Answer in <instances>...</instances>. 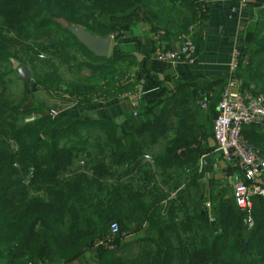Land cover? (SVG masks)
<instances>
[{
  "label": "trees",
  "instance_id": "16d2710c",
  "mask_svg": "<svg viewBox=\"0 0 264 264\" xmlns=\"http://www.w3.org/2000/svg\"><path fill=\"white\" fill-rule=\"evenodd\" d=\"M166 4L176 13L182 31L194 22L185 14H194L191 3L168 0ZM160 6L154 0L0 1V264H24L25 256L36 259L46 251L54 260L71 262L103 237L110 220L122 225L138 218L139 228L145 224L135 231L142 248L131 253L118 241L115 250L96 251V264H264V200L255 201L252 229L244 224L235 203L233 208L220 201L208 235L203 218L176 220L174 215L175 205L188 214L193 202L190 185L183 184L191 178L193 185L196 177L205 174L199 173L197 159L177 156L195 131L200 135L187 122L193 108L201 112L200 97L177 92L158 117L152 116L153 108L142 106L137 117L130 116L119 126L85 116L60 114L52 119L45 101L27 107L32 95L28 85L21 100L4 92L11 82L7 77L14 72L11 59L24 65L33 60L30 55L45 54L48 64L57 60L78 71L89 69L95 81L117 75L99 95L105 100L118 97L130 89L119 83L126 72L118 46L108 58H98L69 27L81 26L99 38L116 40L139 22L152 21L151 15L158 17ZM175 20L165 22V29ZM242 61L241 57L238 75L248 86ZM57 84L55 78L51 85ZM219 100L220 96L208 108L209 120L217 116ZM29 117L35 120L25 123ZM174 118L176 138L153 157L152 164L145 161ZM255 131L256 127L245 128L244 137L264 150V134Z\"/></svg>",
  "mask_w": 264,
  "mask_h": 264
},
{
  "label": "crops",
  "instance_id": "0c3cea01",
  "mask_svg": "<svg viewBox=\"0 0 264 264\" xmlns=\"http://www.w3.org/2000/svg\"><path fill=\"white\" fill-rule=\"evenodd\" d=\"M167 1L154 0L156 3H161L160 15L158 14V17L151 15L152 21L139 22L130 31H125L119 39H113L112 42L110 54L114 46L117 45L118 51L123 57L122 66L126 74L131 75L133 84L137 85L143 94V110L153 108L152 116L158 117L165 105L169 103V99L175 97L177 92L188 93L197 98L205 93L210 100L209 107L216 104L229 75L232 52L235 50L240 52L243 59L242 74L245 81L248 84L257 85L258 89L264 93V0H248L249 3L246 7H241V0H201L202 4L207 7L206 15L201 22L197 23L195 10L194 14L185 12L187 17L194 19V22L184 29L185 31H181L177 26L176 13L170 11L169 5L166 4ZM164 3L165 5H163ZM178 7L180 8V5ZM184 10L186 11V8ZM158 18L160 21H157ZM173 20L175 21L171 24V28L166 30L165 22ZM193 24L196 25L193 33L194 43L197 47L195 63L190 64L184 61L169 64L158 61L155 57L157 49L172 50L177 48V36L180 33L188 32ZM136 55H139V58ZM126 85L131 84L129 82ZM43 93L47 94L45 100H42V98L44 99L42 92L39 93L40 95L38 94V89L35 95L40 96L41 100L51 107L58 104L51 92L43 90ZM33 94L34 92L32 98H29L27 102V107L38 104L39 100L37 99L35 102ZM106 100V102L97 103L94 99L73 106H64L60 110L61 115L85 116L113 121L119 126L124 125L132 116L129 103L117 97ZM207 111L202 112L201 110L200 112L193 108L188 114L190 117L188 124L199 132L204 141L206 135V137L210 135L211 138L213 134L211 129L214 120L212 121V117L209 120ZM193 112L195 115H192ZM255 132L258 135L264 134V130L261 128H256ZM214 153L213 156H217L211 159L212 163L218 157L216 151ZM191 180L190 178L186 181L183 187L188 185L191 187L193 181ZM201 181V178L196 177L191 196L197 192L198 186L201 191L203 190ZM173 197H175V193L171 192V198ZM97 259L96 251L92 250L71 262L60 264H96Z\"/></svg>",
  "mask_w": 264,
  "mask_h": 264
},
{
  "label": "built area",
  "instance_id": "2783aa9c",
  "mask_svg": "<svg viewBox=\"0 0 264 264\" xmlns=\"http://www.w3.org/2000/svg\"><path fill=\"white\" fill-rule=\"evenodd\" d=\"M186 1L193 5L197 23L201 22L207 13V7L202 4L201 0ZM248 3V0L240 1L241 7H246ZM195 28L196 25L193 24L188 32L180 33L177 36V48L172 50L158 48L155 53L156 59L169 64L184 61L194 64L197 54L193 35ZM240 59V52L233 51L229 75L217 105L218 114L213 121V139L219 158L212 163V168L222 172L225 184L232 189L237 208L244 215V224L248 229H252L255 225V201L257 199L264 200V150L251 144L244 137L243 132L247 127L264 129V93L255 84L243 85L238 75ZM130 76L126 74L120 84L126 85L130 82L132 87L120 93L117 98L128 102L132 109V116L137 117L142 109L144 98L139 87L133 84ZM61 97L66 101L73 100L71 95H61ZM209 104L208 95L202 93L197 105L201 110L207 111ZM60 114L61 111L57 109H52L50 112L53 119ZM33 121L34 118L25 119V123ZM147 160L152 164L148 156ZM205 165L207 163H200L199 173L203 171ZM205 206L207 210H211V202L205 203ZM132 236L134 234L128 233L126 237ZM119 238L120 241L124 238L120 226L117 223H112L109 235L97 239L92 249L94 248L95 251L115 250Z\"/></svg>",
  "mask_w": 264,
  "mask_h": 264
},
{
  "label": "rangeland",
  "instance_id": "374dc122",
  "mask_svg": "<svg viewBox=\"0 0 264 264\" xmlns=\"http://www.w3.org/2000/svg\"><path fill=\"white\" fill-rule=\"evenodd\" d=\"M177 26H180L179 22L177 23ZM184 28L185 26L183 27V29ZM29 58H32L33 60L30 61L29 63H24V65H27V67L30 69V71L33 74L32 78L35 81V83L33 85L32 91L34 92L33 95L35 96V102L37 99L39 100L37 103H40L42 102V100L46 99L47 94L43 93V88H45L43 86H48V88L53 92L52 94L53 98H55L58 103L56 106L51 107L48 113L49 115L52 109H57L58 111H60L64 106H73L74 104H80L79 99L84 97L85 99H87L88 97L93 98V100L96 99L97 103L106 102L107 100H103L104 96L99 94H102L101 93L102 90L105 91L109 88L111 79L117 80V75L112 76V78H110L109 75H107L106 79L104 78L105 77L104 75L102 76L103 78L100 81L92 80L91 79L92 74L89 71V69L83 68L81 71H78V69L75 66H71L69 68L67 65L60 64L57 60L54 61V64L53 63L48 64L47 61L49 59V56L45 54H42L39 57L38 56L34 57L30 55ZM124 77H122V79H124ZM55 78L58 79V84L56 86L54 85L52 86L51 83ZM6 81H11V82L8 85V87L5 88L4 92L7 95H12L17 100H21L24 96L23 95L24 88L25 86H27V84L19 79V75L17 74L16 71L11 73L10 76L7 77ZM39 87H41L42 89L40 90ZM122 87H125V89L127 88L126 85H123ZM128 87L131 88L132 85H129ZM37 89H38V94L42 92V96H44V99L42 98L41 100L40 96L35 95V93H37ZM0 93L3 92L0 91ZM70 93L74 94V98L72 101H66L61 97V95H72ZM30 98H32V95L30 96ZM29 118H34L35 120V117H29ZM175 118L178 119V117ZM175 118L173 120H170L172 127L169 126V129L165 134L159 135L157 137L158 140L157 145L155 146L153 151L149 152L148 157L150 158V161L152 163H153V157L155 158V156L161 155L166 145L169 144L170 140L172 138H176V136L178 135L177 130L174 131L173 129L175 127L173 123L177 122V119ZM189 121H190V117H188L187 119V122ZM144 132L145 130H143L140 134ZM147 134L149 136L153 135V134H149V132ZM206 136L204 137L205 139L204 141L203 139H201L200 135L197 136V132L195 131L194 134H192L189 137L191 141L188 140L187 143L183 145L182 147L183 149L178 151L179 154L177 156L180 157V159L183 155L184 156L188 155L190 158L197 159L198 165L201 162L207 163V165L204 166L203 172L205 174H203L204 176L201 177L202 179L201 182L203 183V190L201 191L198 186L197 192L193 193L192 196L193 202L190 204L191 206L189 209V213L188 214L182 213L180 210L181 206L175 205L178 210L174 213V215L175 217L177 216L178 218L176 220H182L184 218H188L190 220L192 219L199 220L203 218L202 223L204 225L206 224L205 227L207 226L205 235H208L210 232V228L214 227V225L211 224H213V222L215 221V212H216L215 210L218 208L220 201L234 208L233 205L235 203V200L232 189L229 188L224 182L222 172L218 170H214L212 168L211 159L217 156V155L213 156L215 155L214 151H216V143L214 139H211L213 137L210 138V135L208 137ZM185 137H186L185 135L182 136L184 140ZM217 158H219V156ZM145 161H148L147 157ZM83 164L84 163H81V165ZM221 164H222V159H221ZM193 187L194 184L191 186L192 190H194ZM166 189L168 193L171 191V187L169 185L166 187ZM207 202L212 203L210 211L206 209L205 203ZM167 204L168 201L164 203V205ZM168 206L169 205H167V207ZM139 220L140 218L125 220L123 221L122 225L120 221L117 219L110 220V222L117 223L120 226V230L124 235L123 240L120 241L119 238L120 246H122V248L125 247L126 249L130 250L131 253H133V251H137L139 248H142L141 246L142 244L139 241L140 238L135 233V231L137 229L140 230V228L144 227L145 224L139 228L137 226L139 225ZM128 233L134 234V236L126 237ZM140 233H142V230ZM108 235H109V230L107 229V231L104 232L102 236L106 237ZM93 245L86 252L89 253L90 251L94 250V248L92 249ZM22 262L24 264H44V263L60 264L63 261L54 260L53 258H51V254L48 251H46L42 257L36 259H33L31 256L30 257L25 256Z\"/></svg>",
  "mask_w": 264,
  "mask_h": 264
},
{
  "label": "water",
  "instance_id": "95a60500",
  "mask_svg": "<svg viewBox=\"0 0 264 264\" xmlns=\"http://www.w3.org/2000/svg\"><path fill=\"white\" fill-rule=\"evenodd\" d=\"M69 32L96 57L108 58L110 56L114 36L99 38L81 26H70ZM136 57L139 58V55H136ZM11 63L13 70L19 75V79L27 83L29 90H33L35 81L32 78L33 74L30 69L14 59H11Z\"/></svg>",
  "mask_w": 264,
  "mask_h": 264
}]
</instances>
